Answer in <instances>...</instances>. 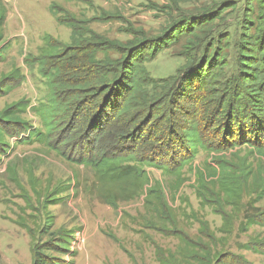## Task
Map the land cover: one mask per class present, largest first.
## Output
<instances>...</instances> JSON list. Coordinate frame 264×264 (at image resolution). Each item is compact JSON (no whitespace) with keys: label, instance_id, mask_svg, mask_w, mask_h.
I'll use <instances>...</instances> for the list:
<instances>
[{"label":"rangeland","instance_id":"obj_1","mask_svg":"<svg viewBox=\"0 0 264 264\" xmlns=\"http://www.w3.org/2000/svg\"><path fill=\"white\" fill-rule=\"evenodd\" d=\"M221 1L193 0L182 3L179 14L175 9L169 14L166 0H0V114L11 108L24 123L0 119V264H31V249L38 241H64L62 252H48L56 264H160L158 252L177 264H197L191 259L193 249L201 256L210 252L212 264L220 253L264 264V254L245 248L249 244L264 250V225L255 224L264 215V192L249 188L237 204L229 205L223 195L216 203L220 189L211 171L212 153L206 150L174 174L144 166L147 183L139 194L120 201L112 193L115 207L108 205L96 191L93 171L74 162L80 149L63 140L68 132L53 130L50 136V92L35 60L47 55L50 45L73 46V37L88 40L90 32L118 45H170L143 65L153 79H168L187 64L182 52L186 38H166L172 22ZM231 1L236 8L215 22L199 50L201 56L203 46L210 44L227 49L224 77L236 74L244 26L245 0ZM226 33L229 38L215 39ZM105 54L119 57L113 50ZM22 127L26 130L13 134ZM237 157L245 159L246 173L256 171L258 157L246 150ZM150 189L153 194L148 195ZM158 196L166 203L168 218L160 215ZM220 210H225V219ZM201 223L214 240L200 234ZM180 231L192 240L190 248L177 238Z\"/></svg>","mask_w":264,"mask_h":264},{"label":"trees","instance_id":"obj_2","mask_svg":"<svg viewBox=\"0 0 264 264\" xmlns=\"http://www.w3.org/2000/svg\"><path fill=\"white\" fill-rule=\"evenodd\" d=\"M166 1L165 11L173 14L174 9L181 12L182 3L193 0ZM235 8L234 1L224 0L202 8L195 16L180 15L172 20L171 33L167 32L166 38L173 42L186 38L182 52L187 64L168 79H153L143 65L170 45L144 41L118 45L90 32L88 40L79 36L72 38L73 46L50 45L47 55L35 59L50 92L49 133L68 132L63 140L80 149L74 162L93 171L96 191L108 205L115 207L112 193L120 201H129L139 194L147 183L144 166H157L174 174L199 150L212 153L215 167L211 171L220 189L216 203L223 195L231 200L229 205L237 204L249 188L264 192V0H245L236 74L224 77L228 67L225 48L203 46L199 56L201 44L215 22ZM188 37L192 40L188 41ZM223 37L229 35L221 34L215 39ZM106 50L117 52L119 57L107 56ZM99 53L105 57L98 59ZM0 119L5 124L24 125L11 108L1 113ZM25 130L14 128L13 134ZM2 131L0 128V147ZM242 150L259 158L255 172H245V159L237 157ZM227 154H232L231 158ZM151 194L150 189L148 195ZM156 199L164 218L166 203L161 196ZM224 211L219 214L225 219ZM255 224L264 225V215ZM178 233L179 241L190 248V237ZM200 234L214 240L206 223H201ZM245 248L264 254L258 246L254 247L256 250L249 244ZM63 250L64 241H38L31 249V264H56L48 252ZM157 259L160 264H177L160 252ZM191 259L197 264H212L210 252L201 256L193 249ZM213 262L249 264L240 256L224 253Z\"/></svg>","mask_w":264,"mask_h":264}]
</instances>
